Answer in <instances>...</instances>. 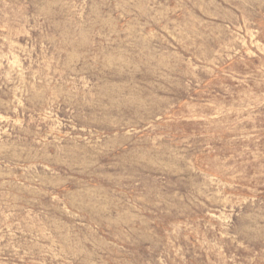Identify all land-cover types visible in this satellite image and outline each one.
<instances>
[{
    "label": "rangeland",
    "instance_id": "obj_1",
    "mask_svg": "<svg viewBox=\"0 0 264 264\" xmlns=\"http://www.w3.org/2000/svg\"><path fill=\"white\" fill-rule=\"evenodd\" d=\"M0 264H264V0H0Z\"/></svg>",
    "mask_w": 264,
    "mask_h": 264
}]
</instances>
